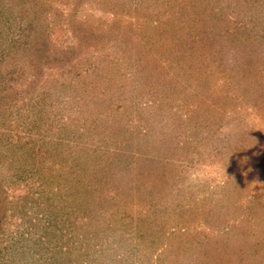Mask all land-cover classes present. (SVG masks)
<instances>
[{
    "label": "rangeland",
    "instance_id": "obj_1",
    "mask_svg": "<svg viewBox=\"0 0 264 264\" xmlns=\"http://www.w3.org/2000/svg\"><path fill=\"white\" fill-rule=\"evenodd\" d=\"M0 264H264V0H0Z\"/></svg>",
    "mask_w": 264,
    "mask_h": 264
}]
</instances>
